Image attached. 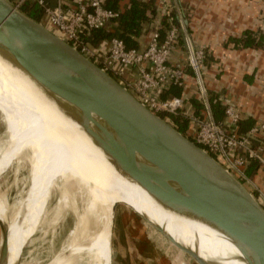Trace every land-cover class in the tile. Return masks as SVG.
<instances>
[{
	"label": "water",
	"instance_id": "water-1",
	"mask_svg": "<svg viewBox=\"0 0 264 264\" xmlns=\"http://www.w3.org/2000/svg\"><path fill=\"white\" fill-rule=\"evenodd\" d=\"M0 57L37 83L115 167L155 202L217 227L235 242L248 264H264V207L244 185L96 64L9 0H0ZM133 211L197 264H214L163 226ZM0 226V264H5L7 228Z\"/></svg>",
	"mask_w": 264,
	"mask_h": 264
},
{
	"label": "bare ground",
	"instance_id": "bare-ground-1",
	"mask_svg": "<svg viewBox=\"0 0 264 264\" xmlns=\"http://www.w3.org/2000/svg\"><path fill=\"white\" fill-rule=\"evenodd\" d=\"M0 115L8 134V144L1 152L3 171L16 158L28 160L32 164L28 196L20 203L16 214L9 217L10 247H7L5 264H20L25 247L37 231L51 196L58 189L62 190L66 202L71 198L70 195L90 193L95 208L90 210L88 203V209L78 221L73 239L74 243L78 240L79 244L72 245L66 262L55 259L49 264H71L77 255H85L90 264H106L98 230L90 235L84 231L91 219L97 222V228L101 227L99 219L101 215L107 214L101 180L104 175L103 167L110 158L93 143L78 123L64 115L47 98L37 83L2 57ZM3 205L1 201L4 215ZM8 233L7 229V238ZM171 233H180L182 239L175 236L178 241L187 238V245L190 243L193 247L188 246L190 249L198 251L201 257L214 264H244L214 244L193 239L186 231L172 227ZM201 246L207 251H203Z\"/></svg>",
	"mask_w": 264,
	"mask_h": 264
},
{
	"label": "crops",
	"instance_id": "crops-1",
	"mask_svg": "<svg viewBox=\"0 0 264 264\" xmlns=\"http://www.w3.org/2000/svg\"><path fill=\"white\" fill-rule=\"evenodd\" d=\"M49 8H74L76 0H44ZM150 4L148 21L143 24L141 34L136 37V48L145 49L152 33L160 30L164 37L171 25H176L180 36L184 31L189 33L197 48H206L209 60L206 63L205 83L210 98H216L224 106L232 105L240 115L241 122L254 120L255 125L264 124V44L261 48H242L232 39H241L247 32L253 33L257 39L264 38V2L261 0H141ZM36 3L35 1H32ZM132 0H104L105 6L123 13L131 6ZM37 4V3H36ZM170 15V16H169ZM41 23L48 21L45 14ZM184 23V28L182 24ZM182 26V27H181ZM101 31L104 35L116 30ZM98 32L87 37L88 43L102 52H107L110 39L97 38ZM96 34V35H95ZM97 39V45L92 43ZM186 53L182 39L172 55L171 64L185 60ZM136 73V72H135ZM179 96L185 99L187 112L201 115L203 107L192 75L185 89H172L165 97ZM264 160V151L262 152ZM251 164V161L245 169ZM247 184L257 194L258 201L264 207V165L259 164L257 173L247 179ZM140 210L145 211L140 208ZM152 215L167 221L172 227L189 233L193 239L214 244L225 252L248 264L242 255L228 249L222 239L229 237L217 227L202 219L163 208L161 205ZM148 212V211H146ZM148 212V213H149ZM151 236L161 241V237L153 231ZM231 239L230 237L228 240ZM232 241V240H231ZM203 251H207L201 246ZM175 253V252H174ZM205 254V253H204ZM175 264H188L182 256L174 254Z\"/></svg>",
	"mask_w": 264,
	"mask_h": 264
},
{
	"label": "built area",
	"instance_id": "built-area-1",
	"mask_svg": "<svg viewBox=\"0 0 264 264\" xmlns=\"http://www.w3.org/2000/svg\"><path fill=\"white\" fill-rule=\"evenodd\" d=\"M15 1L16 7L20 8L31 0ZM32 1L43 8L45 17L59 37L117 80L150 111L187 120V134L194 143L215 157L238 180L248 181L245 168L250 160L256 159L264 165V124L255 125L247 133H240L241 118L232 105H225L223 121H215L205 83L209 52L206 48H197L189 33L184 31L181 37L176 25H171L164 37L160 30H156L145 49L129 48L123 39L112 37L107 52H102L92 47L87 37L94 32L111 29L120 15V12L107 8L104 0H76V6L68 9L49 8L44 0ZM181 24L184 28V23ZM180 39L186 57L172 65L171 58ZM191 75L203 107L201 115L187 112L184 98L165 97L174 88L185 89Z\"/></svg>",
	"mask_w": 264,
	"mask_h": 264
},
{
	"label": "rangeland",
	"instance_id": "rangeland-1",
	"mask_svg": "<svg viewBox=\"0 0 264 264\" xmlns=\"http://www.w3.org/2000/svg\"><path fill=\"white\" fill-rule=\"evenodd\" d=\"M12 1L11 3L16 7V1ZM42 25L59 34L48 21ZM166 121L175 127L170 119ZM7 144V127L0 115V202L3 201L4 204V215L0 206V223L8 229V246L10 247L9 217L16 214L18 206L28 196L31 188L32 164L28 160L16 158L4 172L1 152ZM104 167L101 185L105 192L107 214L101 215L99 219L101 227L97 228L95 224L97 222L94 219L88 221L86 228L83 227L86 229L84 232L89 235L98 230L100 248L106 258V264H175V253L187 260L188 264H197L193 258L177 249L133 211L163 226L174 238L176 236L182 239L180 233H177L179 235L171 233L172 227L166 221L150 213H158L159 211L156 210L160 204L155 202L143 187L117 169L111 159ZM240 182L258 200L257 194L250 185L245 181ZM63 196L61 189L54 191L37 231L24 249L20 264H49L55 259L65 263L70 257L72 245L79 244L78 240L74 243L73 232L76 228L78 229V221L88 209V203L90 210H93L95 202L91 199L90 193L81 192L76 193L75 196L70 195L71 198H68L67 202ZM115 206H117L116 209ZM153 231L161 237V241L151 236ZM228 238L222 239V243L237 255H242L235 242ZM186 239L180 240L181 243L191 247L190 243L187 245ZM2 241L0 226V249ZM77 256L71 264H90L85 255Z\"/></svg>",
	"mask_w": 264,
	"mask_h": 264
},
{
	"label": "trees",
	"instance_id": "trees-1",
	"mask_svg": "<svg viewBox=\"0 0 264 264\" xmlns=\"http://www.w3.org/2000/svg\"><path fill=\"white\" fill-rule=\"evenodd\" d=\"M149 9H151L150 4L144 3L141 0H132L130 8L127 11L120 13L119 17L115 20L117 24V29L110 30L108 33H105L104 35L99 34L101 32L99 31L98 33H96L97 35L99 34L97 38L101 36L103 39H111L112 37H119L125 41L126 45L129 48H136V43L134 39L141 34L143 24L148 21L149 18L147 16V12ZM19 10L23 14L28 16L29 18L42 24L40 18L43 16L44 10L38 4L33 3L31 1H27L22 6H20ZM262 37L257 39L256 37H253V33L247 32L245 34V37L241 39H232V41L237 46L242 47V48H255V49L258 48L259 49L264 44V38ZM97 44L98 43L96 39L92 43V45L94 46ZM209 58L210 57H208L207 62ZM115 81L118 82L117 80ZM210 104H211V109H212L213 117L215 121L216 122L223 121L225 118V106L216 98H210ZM158 116L164 120L170 119L172 121V124H174L175 128L181 134H183L188 139H190V137L187 136V131L189 128V122L187 120L183 119L182 117H176L174 115L166 114V113H160L158 114ZM254 126H255L254 120L249 119L246 121H242L239 124L240 133H247ZM190 140L194 142L192 139ZM198 147L202 148L201 146H198ZM213 158L215 159V157ZM250 161H251L250 166L247 169H245L246 179H251L257 173L259 164H260V162L256 159H252Z\"/></svg>",
	"mask_w": 264,
	"mask_h": 264
}]
</instances>
